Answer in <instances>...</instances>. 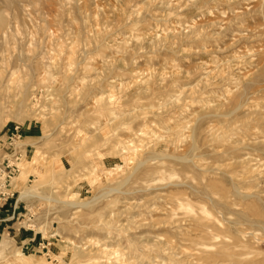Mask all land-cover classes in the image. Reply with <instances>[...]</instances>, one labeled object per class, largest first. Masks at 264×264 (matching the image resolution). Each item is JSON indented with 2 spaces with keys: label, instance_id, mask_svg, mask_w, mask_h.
<instances>
[{
  "label": "rangeland",
  "instance_id": "rangeland-1",
  "mask_svg": "<svg viewBox=\"0 0 264 264\" xmlns=\"http://www.w3.org/2000/svg\"><path fill=\"white\" fill-rule=\"evenodd\" d=\"M0 27V264H264V0H0Z\"/></svg>",
  "mask_w": 264,
  "mask_h": 264
},
{
  "label": "built area",
  "instance_id": "built-area-1",
  "mask_svg": "<svg viewBox=\"0 0 264 264\" xmlns=\"http://www.w3.org/2000/svg\"><path fill=\"white\" fill-rule=\"evenodd\" d=\"M20 135L15 132L9 133L3 141L0 140V203L11 197L12 192H8L12 178L18 173V161L21 153L18 150Z\"/></svg>",
  "mask_w": 264,
  "mask_h": 264
},
{
  "label": "bare ground",
  "instance_id": "bare-ground-1",
  "mask_svg": "<svg viewBox=\"0 0 264 264\" xmlns=\"http://www.w3.org/2000/svg\"><path fill=\"white\" fill-rule=\"evenodd\" d=\"M10 1V0H9ZM31 1V0H30ZM37 2V1H36ZM33 4V3H32ZM36 4V3H35ZM33 6V5H32ZM13 7V6H12ZM17 14V13H16ZM16 16V15H15ZM16 19H17V17H16ZM18 19L20 20V18L18 17ZM36 28V27H35ZM0 36H2V38L4 39V41H6V43L7 42H9V41H12L13 40V34H12V32H10V31H7L6 29H2L1 27H0ZM2 39V40H3ZM4 41H2V42H4ZM12 42H15L14 40L12 41ZM10 43V42H9ZM3 62V61H2ZM6 62V61H5ZM1 66V65H0ZM4 67V64H3V66H2V68ZM134 100V99H133ZM170 122V121H169ZM20 169V168H19Z\"/></svg>",
  "mask_w": 264,
  "mask_h": 264
},
{
  "label": "crops",
  "instance_id": "crops-1",
  "mask_svg": "<svg viewBox=\"0 0 264 264\" xmlns=\"http://www.w3.org/2000/svg\"><path fill=\"white\" fill-rule=\"evenodd\" d=\"M1 213H4V212H0V214H1Z\"/></svg>",
  "mask_w": 264,
  "mask_h": 264
}]
</instances>
